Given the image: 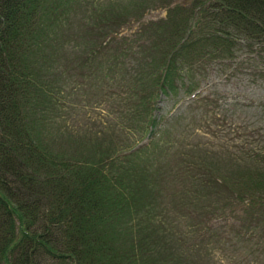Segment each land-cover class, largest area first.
Returning <instances> with one entry per match:
<instances>
[{
    "label": "trees",
    "instance_id": "16d2710c",
    "mask_svg": "<svg viewBox=\"0 0 264 264\" xmlns=\"http://www.w3.org/2000/svg\"><path fill=\"white\" fill-rule=\"evenodd\" d=\"M189 2L185 18L180 17L181 6L177 5L168 11L155 35H143L148 50L153 53L159 45L164 51L156 62L146 57L141 61L142 71L150 69L149 81L126 97L130 104L122 110L124 118L134 115L132 119L141 122L144 136L155 131L159 119L155 103L160 93L174 88L175 61L184 47L186 73L201 64L223 69L226 81L239 74L253 77L256 83L264 77V0ZM75 4V0H0V264H185V259L186 264H200L192 258L197 249L183 251L182 242L179 247L175 241L166 244L164 233L167 238L177 225L161 219L153 194H149L156 188L155 181L140 158L156 149L157 137L149 146L114 156L98 155L96 147L94 154L87 150L71 154L50 145L53 139L42 126L44 118L37 115L39 98L46 93L38 68L50 61L56 49L62 59L75 54L89 64L108 51L113 65L118 54L111 52L112 40L107 38L127 21L112 12L107 14L108 10H96L85 23L89 24L85 34L93 41L67 47L66 42L80 37L66 36L58 23ZM124 8L127 5L123 12ZM143 42L127 44L129 62L139 52L134 50L145 46ZM48 47L53 49L46 50ZM123 49L118 47L120 55ZM251 91L250 107L264 120V92ZM218 95L199 93L186 103V122L196 120L204 128H191L196 137L232 134L226 128H231L234 120L225 115L231 104L223 103ZM164 131L160 128L154 136ZM248 133L250 137L255 131ZM258 134L264 140V132ZM247 143L243 139L237 150L228 152L243 154L245 159L238 162L242 171L229 174L240 179L238 191L230 189L233 181L223 176L224 171L217 175L227 178L225 182L215 178L209 165L201 164L202 157L190 154L186 160L191 185L187 192L192 205H198L194 209L200 206V197L207 199L213 192L209 200L214 203L205 207L215 205L205 213L209 219L219 215L218 219L227 222L228 214L240 220L245 212L256 217L264 213V147L259 150ZM202 146L190 150L205 153ZM223 187L228 188L229 196L219 201L216 191Z\"/></svg>",
    "mask_w": 264,
    "mask_h": 264
},
{
    "label": "rangeland",
    "instance_id": "374dc122",
    "mask_svg": "<svg viewBox=\"0 0 264 264\" xmlns=\"http://www.w3.org/2000/svg\"><path fill=\"white\" fill-rule=\"evenodd\" d=\"M75 1V7L58 23V27L63 29L66 36L71 39L80 37L76 42H66L67 47L93 41L91 36L85 34L89 26L85 23L91 20L88 16L93 17L96 10H108L107 14L112 12L116 18L127 21L107 38L112 40L109 44L111 52L118 54L113 65L108 51L89 64L90 61L86 62L80 56H74L75 54L62 59L56 49L50 54V61L38 68L40 82L46 93L41 94L39 98L37 115L44 118L42 126L46 135L53 139L50 145L67 150L71 154H77L78 150L93 153L92 149L96 147V154L114 156L149 146L157 137L156 149L144 152L140 160L148 165L144 166L150 170L155 181L156 188L154 191L149 190V194H153V203L161 211L159 214L163 215L161 219L166 220L168 225H177L167 238L164 233L166 244L167 241H175L179 243L176 245L179 247L182 242L183 251L197 249L194 250L192 258L200 264H264V213L262 216L258 213L256 217L254 213L249 215L245 212L240 220L228 214L227 222L218 219L221 217L219 215L209 219L205 213L215 205L205 207L210 202L214 203L209 200L213 197V192L207 199L201 200L200 197V206L194 209L198 205L193 206L190 201L187 189L191 188V185L186 175V160L193 154L202 157L201 164L209 165L210 170L215 173V178H221L224 182L227 178L232 179L230 189L240 190V179L232 178L229 174L242 171L244 167L239 166L238 162L245 159L241 157L243 154L228 152H233L231 149L237 150L243 139L245 143L248 141L247 145L255 141L251 147L259 150L264 147V140L258 134L264 132V120L253 112L249 98V93H253L251 90L264 92V77H259L256 83L257 80L253 82V77L238 73L240 76L226 81L223 69L217 66L203 67L201 64L195 65L194 70L186 73L184 47L175 61L178 70L174 88L170 92L160 93L155 103L154 112L159 118L154 127L155 131L160 128L165 131L154 136L155 131L152 129L151 134L147 131L144 136L141 122L132 119L134 115L124 118L126 112L122 110L123 106L130 104L126 97L134 95L135 91L149 81L150 69L142 71L144 61H141L146 57L149 62H156L160 52L164 51L159 45L153 53L148 50L149 43H145L143 35L151 36L161 29L160 22L163 23L162 20L170 14L168 11L177 5L181 6V9H178L182 13L180 17L185 18L189 0H170L167 4V0H142L141 10L138 6L139 0ZM126 5L127 9L124 8L123 12L122 7ZM135 12L137 15L133 14ZM127 13H130V17ZM122 15L124 16L121 17ZM79 20L80 22H77ZM139 41H144L145 49L134 50L135 53L139 52L129 62V52L125 51L127 44ZM120 45L124 47L121 55L118 50ZM50 49L53 48L48 47L46 50ZM62 50L66 51L63 47ZM203 61L205 60H202V63ZM234 66L235 63L229 67L232 70ZM196 91L202 95H207L208 92L212 96L220 94L223 103L230 102L226 104H231V109L225 115L234 120L231 128H226V131H233L232 134L228 137L221 134L218 137L209 136L210 134L196 137L193 134L192 127L204 131L198 121L186 122V103ZM234 101H237L238 105H235ZM224 106L223 104L221 107ZM198 111L200 110L196 108V112ZM248 131H255V134L249 137ZM246 134L248 136H245ZM143 136L144 139L139 141ZM226 143L230 145V149H227ZM197 144L203 145L202 150L205 153H193L190 150L191 146ZM192 159L190 158V161ZM220 171H224L223 176L227 178L223 179V176L217 175ZM226 189L228 188L223 187L216 191L219 201H224L229 196ZM186 243L194 247L186 246Z\"/></svg>",
    "mask_w": 264,
    "mask_h": 264
}]
</instances>
